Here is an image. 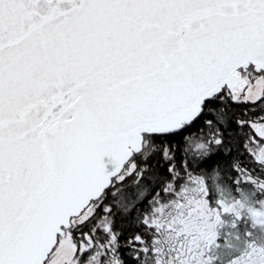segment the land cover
I'll list each match as a JSON object with an SVG mask.
<instances>
[{
  "label": "snow or ice",
  "instance_id": "6c2138e0",
  "mask_svg": "<svg viewBox=\"0 0 264 264\" xmlns=\"http://www.w3.org/2000/svg\"><path fill=\"white\" fill-rule=\"evenodd\" d=\"M0 264H264V0H0Z\"/></svg>",
  "mask_w": 264,
  "mask_h": 264
}]
</instances>
